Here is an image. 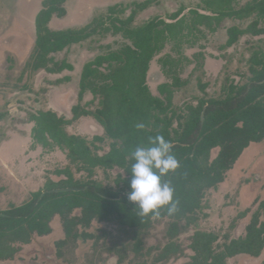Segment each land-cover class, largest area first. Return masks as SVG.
Instances as JSON below:
<instances>
[{"label":"rangeland","instance_id":"obj_1","mask_svg":"<svg viewBox=\"0 0 264 264\" xmlns=\"http://www.w3.org/2000/svg\"><path fill=\"white\" fill-rule=\"evenodd\" d=\"M47 1L54 5V0H0V211L21 205L33 193L60 181L69 188L97 185L127 195L130 156L117 155L124 140L108 137L93 117L101 97L92 89L115 63L108 55L118 52L123 57L125 47L133 46L131 31L157 21L153 31L157 51L146 82L151 94L163 101L165 110L156 109L154 114L159 128L168 124L171 139L189 131L192 117L207 101L233 96L263 68L264 16L253 10L239 12L254 0H65L63 17L52 15L46 22L43 15L38 25L37 16ZM56 33L76 35L68 42L54 41L51 37ZM61 43V49H50ZM99 56L106 58L100 66H92L98 72L90 77L80 99L81 74ZM74 106L88 115L76 119ZM46 112L63 118L60 132L81 141L90 157L102 162L77 163L68 155V146H61L59 136L47 131L37 137L35 124ZM218 153L219 148L213 149L209 162ZM263 200L264 139L249 143L223 182L208 188L200 208L183 218L178 211L170 216L166 210L159 217L142 218L129 204L127 215L140 218L149 228L127 233L117 220L125 215H113L109 221L94 219L88 227L78 225L79 234L67 239L61 216L55 214L48 234L33 235L29 243L15 238L12 246L19 250L11 259H0V264H161L158 254L170 243L184 252L164 264L190 263L201 243L225 250L245 236L253 218L263 221ZM80 214L81 208L74 207L69 216ZM196 232L212 237L199 239ZM263 257L264 252L237 253L227 257V264H259Z\"/></svg>","mask_w":264,"mask_h":264},{"label":"trees","instance_id":"obj_2","mask_svg":"<svg viewBox=\"0 0 264 264\" xmlns=\"http://www.w3.org/2000/svg\"><path fill=\"white\" fill-rule=\"evenodd\" d=\"M64 1L54 0L53 6H48L47 1L37 16V24L40 25L43 15H46V22L52 15L64 16L66 14V8L62 5ZM252 10L263 17L264 0H254L239 12L248 14ZM229 14L231 13H222V15ZM156 27L157 21H150L131 31L135 43L133 46L125 47L123 57H120L118 52L108 55V58L115 63L110 64L109 73L103 76L104 81L92 89L93 93L101 97V107L92 115L102 124L108 137L124 140L125 147L116 153L118 156L124 154L130 156L126 164L128 172L134 162L131 153L138 146H149L151 137L162 135L172 143V152L179 161L180 167L175 172L169 173L165 179L174 188V199L178 201V215L180 216L181 213L183 218L187 212L200 208L208 188L223 182L226 172L232 168L249 143L264 139V60L263 68L256 73L249 84L240 87L233 96L207 101L192 117L189 131L177 139H171L168 124L159 128V119L154 114L156 109L165 110L163 101L151 94L146 82L149 62L157 51V45L153 42V31ZM167 27L170 28L171 25ZM73 34L56 33L51 38L54 41L68 42V39L73 40ZM41 41H44V38ZM62 47L63 43L50 49L59 50ZM105 58L99 56L97 60L88 62L85 66L81 74L78 94L80 99L86 83L98 72L92 66H100ZM202 111H204L203 120H201ZM72 112L76 119L88 115L87 112L79 113L78 106H74ZM63 122V118L57 117L52 112L42 113L38 123L35 124L34 132L37 137L38 134L47 131L53 136H59L61 146H68V155L77 163L89 162L91 165H97L98 162H102L101 159L90 157L88 148L81 141L60 132L59 127ZM137 123H143L145 127L151 125L152 129L147 130L144 127L138 130ZM62 141L65 145H62ZM216 148H219V153L209 162L211 151ZM114 156L115 153L108 159L113 160ZM67 187L63 181L54 183L44 191L33 193L27 202L0 211V259H11L19 250V247L12 246L15 238L22 243H29L33 235L48 234L51 231L49 222L55 214L61 216L67 239L75 238L79 234L78 225L88 227L94 219L109 221L114 219L113 215L115 218L125 215L117 220L122 225V230L130 234L150 227L143 221L140 222V218L132 220L127 215L132 209L129 207L131 203L128 202L127 195H120L118 192L97 185H75V188H79L77 192L54 191L57 188ZM73 195H78L79 198L76 199L72 197ZM106 199H118L116 200L118 202L102 205L93 202ZM261 204L264 209V200ZM74 207H80L82 214L70 217L69 214ZM257 222L256 216L247 225L245 236L234 241L235 244L226 247L225 250L216 251L211 244L201 243L192 261L184 264H227V257L237 253L260 256L264 252V220L258 224ZM80 233L92 237L90 233ZM197 237L202 239L212 235L203 232ZM183 252V248L170 243L158 254V259L161 258V264H164L171 257L180 256ZM261 260L259 264H264V257Z\"/></svg>","mask_w":264,"mask_h":264},{"label":"clouds","instance_id":"obj_3","mask_svg":"<svg viewBox=\"0 0 264 264\" xmlns=\"http://www.w3.org/2000/svg\"><path fill=\"white\" fill-rule=\"evenodd\" d=\"M144 127L143 123L136 124L138 130ZM172 148L170 141L156 135L149 139V146H138L131 153L134 162L129 171L131 179L127 200L138 209L142 218L159 217L161 210H166L170 216L178 211L174 188L165 179L180 167Z\"/></svg>","mask_w":264,"mask_h":264},{"label":"water","instance_id":"obj_4","mask_svg":"<svg viewBox=\"0 0 264 264\" xmlns=\"http://www.w3.org/2000/svg\"><path fill=\"white\" fill-rule=\"evenodd\" d=\"M203 116H204V111H202L201 113V120H203ZM79 188H57V189H54V191L56 192H65V191H69V190H78Z\"/></svg>","mask_w":264,"mask_h":264},{"label":"crops","instance_id":"obj_5","mask_svg":"<svg viewBox=\"0 0 264 264\" xmlns=\"http://www.w3.org/2000/svg\"><path fill=\"white\" fill-rule=\"evenodd\" d=\"M63 17V16H62Z\"/></svg>","mask_w":264,"mask_h":264}]
</instances>
